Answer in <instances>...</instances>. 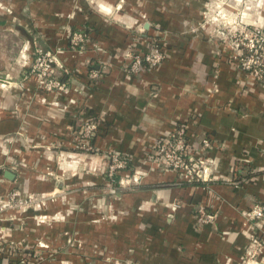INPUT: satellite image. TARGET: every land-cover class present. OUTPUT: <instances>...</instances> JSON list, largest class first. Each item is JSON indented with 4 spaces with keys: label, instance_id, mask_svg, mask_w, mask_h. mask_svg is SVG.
<instances>
[{
    "label": "crops",
    "instance_id": "0c3cea01",
    "mask_svg": "<svg viewBox=\"0 0 264 264\" xmlns=\"http://www.w3.org/2000/svg\"><path fill=\"white\" fill-rule=\"evenodd\" d=\"M205 2L0 0V50L14 49L0 57V204L12 189L34 198L0 210V241L18 244L29 264H264V248L246 258L264 222L244 216L264 203V87L238 68ZM74 30L90 37L81 51L68 47ZM155 36L164 60L130 75L125 51L144 53ZM37 45L58 51L66 90L42 92L23 78ZM91 67L99 79L88 78ZM90 118L94 149L75 151ZM178 125L195 148L210 139L211 182L181 181L148 161ZM107 151L127 159L120 172L139 175L137 183L107 176ZM198 205L215 218L196 223ZM0 264L16 257L0 252Z\"/></svg>",
    "mask_w": 264,
    "mask_h": 264
},
{
    "label": "built area",
    "instance_id": "2783aa9c",
    "mask_svg": "<svg viewBox=\"0 0 264 264\" xmlns=\"http://www.w3.org/2000/svg\"><path fill=\"white\" fill-rule=\"evenodd\" d=\"M230 45L236 51L238 68L249 73L261 86L264 87V33L258 28L239 30L237 34L231 35ZM89 36L83 30L71 31L68 38V47L72 51H81L88 42ZM148 51L137 53L133 49L125 51L124 56L128 60L125 67L130 75H135L142 70L157 67L165 58V52L159 46V41H151ZM62 64L58 59V51L50 49H35L34 60L30 69V75L34 78L36 88L43 92H59L67 89L58 70ZM102 73L98 68L91 67L87 76L90 80H96ZM98 120L94 118L84 121L75 133L74 143L83 151H93L88 140L93 138L97 131ZM198 147H193L187 140L186 130L183 125H178L175 129L157 139L156 146L148 156V161L156 163L163 170H170L176 173L177 179L188 183H209L213 180L212 160L207 155V150L211 148V141L203 136L197 140ZM107 171L109 178L118 174L128 165L127 159L117 151H107ZM137 174L122 175L119 183L127 187L131 181L137 183ZM235 183V182H233ZM34 202L29 198H19L17 193L8 197L0 205V210L4 208H16L18 210L31 205ZM196 223L204 224L215 218L214 212H208L203 206L196 207ZM244 216L256 223L264 222V203L255 202L244 213ZM264 248V238L253 236L250 247L247 249V259H253L259 251ZM21 247L12 242L0 241V252H6L9 256L16 257V264H29L21 253Z\"/></svg>",
    "mask_w": 264,
    "mask_h": 264
},
{
    "label": "rangeland",
    "instance_id": "374dc122",
    "mask_svg": "<svg viewBox=\"0 0 264 264\" xmlns=\"http://www.w3.org/2000/svg\"><path fill=\"white\" fill-rule=\"evenodd\" d=\"M263 2L264 0H206L205 5H204V10H205L204 13H205L206 21L210 24H213L217 29L223 30V34L227 38L226 39L227 44L231 46L230 45L231 39L234 40V38L233 37L231 38L230 36L234 35L235 37V34H237L238 31L241 29L251 30L252 28H258L264 33V20H260V17H262L261 15L264 14V3ZM36 48H42V47L38 45L34 47L33 60H34ZM12 50L14 49L12 48V45L10 43V45L7 47V50L5 49L3 51L0 50V57H2V55L4 56L8 54H13ZM21 54L22 53H20V55ZM33 60L29 64V66L26 68L23 78H27V79H31L35 81L34 78L30 75V69H31ZM11 62L12 61H10V65H11ZM2 82L5 83V81L0 79V88L4 87V85L1 84ZM18 86L20 88L24 87L23 85H20L19 83H18ZM35 88H36V85H35ZM36 90L38 89L36 88ZM13 193H17V189L10 190L7 197L4 200L6 201L8 197L10 198L11 196H13ZM17 196H18V193H17ZM37 197L38 198L35 197V202H38V203L40 201H44L48 199L47 195H43L41 198L39 196ZM29 199L33 200L34 198L29 197ZM39 199H42V200H39ZM13 209H16V208H13ZM56 218L59 219V216L53 219H56ZM106 218L112 220V219H115V215L114 213L110 212L109 214L106 215ZM63 234L64 232H62V235ZM72 234L74 236L77 234L79 235V231L78 230L72 231ZM67 241H68L67 242L68 246L70 248L75 249L73 251L78 252L81 250V242L77 237L75 238L69 235ZM106 262H110V261L107 260Z\"/></svg>",
    "mask_w": 264,
    "mask_h": 264
},
{
    "label": "trees",
    "instance_id": "16d2710c",
    "mask_svg": "<svg viewBox=\"0 0 264 264\" xmlns=\"http://www.w3.org/2000/svg\"><path fill=\"white\" fill-rule=\"evenodd\" d=\"M88 35V34H87ZM90 38V37H89ZM157 36H155L154 37V39L152 38L151 40L152 41H157ZM151 40H150V43H152L151 42ZM159 46L162 48V45H161V43H159ZM127 64H128V62H127ZM88 143H89V145H91L93 148H94V146H93V138H91L90 140H88ZM72 149H74L75 151H79V150H81L78 146H76V144L75 143H73V145H72ZM90 152H92V151H90ZM124 170V169H123ZM170 171V170H169ZM119 174L121 175L122 173L121 172H119ZM129 174V173H128ZM118 175L116 174V175H114L112 178H114L115 179V177H117ZM198 183V182H197Z\"/></svg>",
    "mask_w": 264,
    "mask_h": 264
},
{
    "label": "water",
    "instance_id": "95a60500",
    "mask_svg": "<svg viewBox=\"0 0 264 264\" xmlns=\"http://www.w3.org/2000/svg\"><path fill=\"white\" fill-rule=\"evenodd\" d=\"M3 174H4L5 177H7L9 179H11L13 177V174L10 171H8V170L4 171Z\"/></svg>",
    "mask_w": 264,
    "mask_h": 264
}]
</instances>
